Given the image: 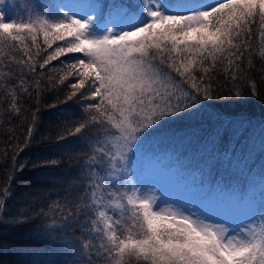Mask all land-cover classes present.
Segmentation results:
<instances>
[{
	"label": "snow or ice",
	"instance_id": "obj_1",
	"mask_svg": "<svg viewBox=\"0 0 264 264\" xmlns=\"http://www.w3.org/2000/svg\"><path fill=\"white\" fill-rule=\"evenodd\" d=\"M7 7V0H0V44L10 46L13 53L22 44L28 55V39L31 47L39 50L40 36L49 48L55 41L70 38L48 55L40 68L72 55L71 60L62 62L69 71L60 82L77 77L69 85L73 91L67 100L79 94L95 101L88 105V120L99 126L102 135L96 138L88 158L114 174L101 179L89 169L94 179L90 187L81 188L85 222L75 224L81 239L70 241L80 259L72 264H126L131 257L142 264H264V211L233 226L226 219L210 218L203 210L160 208L137 184L129 185L126 175L134 171L137 154L152 137L162 134L168 120L195 108L201 98L213 99L207 61L212 62V68L223 67L227 61L230 72L239 69L257 18L264 39V0H177L175 4L130 0L112 5L122 26L112 21L99 32L92 14L35 13L28 22H16L6 15ZM160 65L173 69L192 91L179 89ZM200 71L204 75L196 74ZM18 89L28 91L23 78L18 85L11 79L0 82V90L11 97L9 109L17 114ZM235 95L244 98L242 90H235ZM199 110L206 111V106L200 105ZM216 120L219 127L208 139L213 148L224 134L236 136L244 123L243 119L222 120L219 114ZM85 127L86 123H81L74 133ZM28 133L30 140L32 128ZM220 153L225 162L232 163L227 149ZM105 184L115 191L105 188L107 196L97 195V189ZM234 203L230 196L210 197L208 211L227 209ZM112 209H120V213ZM74 221L77 216L71 211L63 216L65 228H72Z\"/></svg>",
	"mask_w": 264,
	"mask_h": 264
},
{
	"label": "trees",
	"instance_id": "obj_2",
	"mask_svg": "<svg viewBox=\"0 0 264 264\" xmlns=\"http://www.w3.org/2000/svg\"><path fill=\"white\" fill-rule=\"evenodd\" d=\"M11 1L16 7L23 4L31 11L39 12V8L33 9L32 0ZM43 1L46 6H52L50 11L54 13L55 8L51 5L54 0ZM97 1L105 6L104 15L109 16L111 12L113 17L117 15L112 5L130 2ZM163 2L175 4L177 0ZM19 13L22 15L15 17L16 22L29 21L25 10ZM92 18H96V15ZM68 39L55 41L49 48L44 44L43 36H40L39 50L32 48L31 40L28 39L27 44L31 48L28 55L22 50V44L14 53L10 46L0 44V82L11 79L18 85L23 78L24 87L28 89L26 92L17 90L18 114L8 107L11 97L0 90V264H72L73 260H79L70 241L81 239L75 224L78 222L82 225L85 222L81 214V196L85 193L81 188L91 186L94 178L89 173L90 168L101 179L111 173L99 161L93 163L88 158L93 152L96 138L102 135L99 126L88 120V105L95 101L79 94L67 100L73 91L69 85L77 77L70 76L60 82V77L69 71L62 62L71 60L72 55L61 56L50 61L43 69L40 68L47 56L58 46L66 44ZM248 44V51L238 62L241 65L239 69L230 72L227 61H224L223 67L212 68V62L207 61L213 99L201 98L195 108H188L168 120L162 134L152 137L145 145L151 151L154 161L160 163L165 160L177 165L176 169L184 172L182 178L195 186L205 181L222 183L224 180L227 183L224 187L232 192L242 190L244 185L249 184L247 181L230 184V177L234 176L235 170H239L237 165L241 159L237 153L233 154L226 143L231 132L217 140L216 148L208 143L209 133L219 127L216 114L225 121L243 119V127L240 129L242 134L250 123L264 125V39L261 37L258 18L252 25V37ZM29 55L32 57L31 62H28ZM20 60L26 63L21 65L18 63ZM32 67L34 71L30 70ZM160 67L172 77L179 89L192 91L173 69L166 65ZM196 74L204 75L202 71ZM233 75L236 76L235 80L232 79ZM253 87L255 93L252 92ZM237 89L244 92L243 99L236 97ZM200 105L206 106V111H200ZM81 123H86V127L80 133H74L75 127ZM29 128H32L30 140ZM224 149L229 152L230 164L222 159L220 152ZM138 155L144 156L143 150ZM253 165L250 163L248 168ZM20 166H23L22 171ZM258 170H264L261 164ZM236 175L240 178L239 173ZM253 185L252 194L260 191L256 186L264 189V181ZM105 188L115 191L111 185L105 184L97 189V195L107 196ZM87 194L91 195L90 192ZM261 196L264 197V194ZM68 211L77 216L72 228H65L63 223V216ZM112 211L119 214L115 209ZM53 228L56 230L53 231ZM126 264L142 262L131 257L126 259Z\"/></svg>",
	"mask_w": 264,
	"mask_h": 264
},
{
	"label": "rangeland",
	"instance_id": "obj_3",
	"mask_svg": "<svg viewBox=\"0 0 264 264\" xmlns=\"http://www.w3.org/2000/svg\"><path fill=\"white\" fill-rule=\"evenodd\" d=\"M32 4L33 9L39 8V12L43 15H62L64 11L77 17H85L89 14L96 15L94 20L98 32L103 29L104 24H110L112 21H116L117 27L122 26L118 16L109 18V16L104 15V9L101 8L100 2L97 0H54V3L51 4L55 8L54 13L50 11L52 6H46L43 0H32ZM18 6L16 7L14 2L9 0L8 10L4 9L6 15L15 19L20 14L19 12L25 10L26 17L30 19V16L32 17L36 13L26 5L18 4ZM226 143L233 150V154L237 153L238 157L241 158L237 165L239 170H235L234 176L230 177V184L247 181L249 184L244 185L242 190L237 187L238 190L230 192V189L224 187L227 184L224 180L222 183H206L205 181L196 184V186L190 181L187 182L182 178L184 172L176 169L177 165L167 163L165 160H161L160 163L153 160L151 151L149 152L145 146L148 142L143 147L144 156L137 154L135 158L134 171L129 170L126 173L128 183L129 185L137 184L142 193L151 196L160 208L181 207L186 211L203 210L212 219H226L233 226L239 225L264 211V197L261 196L262 193L264 194V189L261 190L260 186H256L260 191L252 194L255 186L253 184L264 181V170H258L259 164L264 168V125L250 123L249 127L244 130V134L241 131L236 136L230 134ZM250 163H254V165L248 168ZM237 173H239L240 178L236 175ZM109 175L114 174L110 173ZM116 187L119 185L117 184ZM216 196H230L235 203L230 208L209 212L208 201L210 197ZM115 210L120 213V209ZM258 224L259 221H257Z\"/></svg>",
	"mask_w": 264,
	"mask_h": 264
}]
</instances>
